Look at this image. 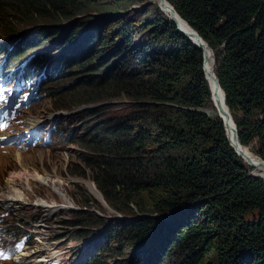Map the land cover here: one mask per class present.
<instances>
[{
  "label": "trees",
  "instance_id": "obj_1",
  "mask_svg": "<svg viewBox=\"0 0 264 264\" xmlns=\"http://www.w3.org/2000/svg\"><path fill=\"white\" fill-rule=\"evenodd\" d=\"M168 1L212 49L223 101L240 143L248 153L264 158V0ZM105 2L12 0L5 9L0 2V29L8 31V25L16 23L26 27L53 14L71 17L89 3L95 11L112 13L117 6ZM158 4L153 2L142 17H117L121 42L102 34L106 16L82 29H69L96 33L100 46L113 43L105 52L106 59L111 55L115 61L104 66L109 64L107 72L115 75L121 71L118 79L127 78L121 89L136 109L130 116L105 117L92 135L86 132L79 140L87 149L81 160L97 188L113 209L132 216L130 221L117 218L107 224V218L82 211L68 222L105 224L98 250L106 253L113 238L114 255L133 250L129 264H264V179L249 173L264 167L248 161L237 147L242 159L229 143L211 85L212 93L208 89L202 49L168 19L176 20L173 12L167 7V17ZM43 30L57 31L50 26ZM68 34L62 28L50 43L60 48V62L82 53H88L91 62L99 53L89 38L78 43ZM35 35L21 33L13 50H21L19 43H31ZM50 47L41 51L53 57ZM206 54L214 74L212 54L208 49ZM101 61L93 66H101ZM119 62L125 66L115 67ZM206 107L214 115L206 113ZM229 128L234 131L232 120ZM79 175L86 176V171ZM100 257L94 253L89 263L100 264Z\"/></svg>",
  "mask_w": 264,
  "mask_h": 264
},
{
  "label": "rangeland",
  "instance_id": "obj_2",
  "mask_svg": "<svg viewBox=\"0 0 264 264\" xmlns=\"http://www.w3.org/2000/svg\"><path fill=\"white\" fill-rule=\"evenodd\" d=\"M11 1L0 0L4 9ZM109 2L115 7L117 6L110 14L95 11L89 3L82 5V13H73L71 17L53 14L39 18L34 24L26 27L16 23L15 25H8V31L0 29V36L11 45L15 40L22 39L21 33L23 35V33L36 31L35 39L40 38L38 42H35L34 39L30 41L31 43H19L21 50L11 53L16 64L33 51L49 48L51 41L62 28H66L69 31L68 35L73 36V39H76L78 43L82 39L89 38L88 40L94 43L92 47L94 53L95 51L100 53L96 52L97 54L94 55L91 62L87 61V55L89 54L82 53L76 54L73 59L64 63L57 58L60 48L50 47L49 54L53 55L50 58L55 60L54 67L57 68L59 74L42 82L41 86L44 88L41 90L40 97L28 106H24L22 113L25 116L59 113L61 117L64 115L71 117L74 122L63 127L61 125L63 119L56 117L58 119V134L51 138L48 143L21 148L0 149V221H7L4 225L8 227V229L4 226L0 227V242L4 238L7 240L12 238L15 242V248H19L28 233L24 230V227H28L30 221L35 220L36 225L34 226L38 230L37 235L28 238V242L32 246L25 248L29 254L25 258H21L20 252H17V256L12 260H8L5 257V251H2L0 247V256L4 261L0 264H36L40 258L38 254L33 252L38 248L47 253L53 261L60 260L59 264H83V261H89L96 252L101 255L100 264H129L131 251L133 250H124L122 255H114L111 246L116 242L113 238L107 243L109 250L106 253L98 250L96 245L100 240H103L105 224H101L102 226H94L90 223L88 225H72L68 222L69 219L73 218L74 213L79 215L82 211L92 218L96 216H101L102 219L107 218L103 221L107 224L117 218L123 219L125 223L130 221V218H126L129 215L113 209L97 188L91 178L87 164L81 160V153L87 151V149L81 146L79 140L85 136L86 132L92 135L93 128L105 117L130 116L136 109L135 102L124 94L121 89L122 82L127 79L126 77L118 79L121 71L115 75L113 72H107L109 64L104 66V63L108 60H110L109 63L115 61V58H112L111 55L106 59L107 51L105 52L106 48L108 50L113 43L100 46L98 43L96 44L98 41L96 33H90L87 29L84 31L77 29L73 33V30L69 29L78 25L82 29V25L87 27L86 24L89 26L90 22L93 24L94 21L101 20L102 17L106 16L108 17L107 27L104 28L102 34L108 35L112 42L117 43L120 39H123L117 24V17L124 16L128 19L142 17L145 9L152 7L153 2H159L157 0H132L133 3H130L128 0H122L118 3L117 0H106L105 5ZM164 4L161 10L165 13L167 5ZM87 16H90L89 20L84 21ZM75 22L77 23L75 24ZM44 26H50L57 31L50 34L49 32L43 33ZM76 48L77 45L74 49ZM102 58L105 61H101L103 63L101 66H99V63L93 66V63L102 60ZM117 66L124 67L125 65L119 62L115 64V67ZM129 69V67L125 69V72ZM50 80L54 81L48 82ZM117 90L120 91L117 93ZM88 96L93 99H86ZM214 107L218 113L219 108ZM205 110L214 115L212 109L206 107ZM63 121L66 122V120ZM85 123H88L86 128ZM249 147L253 150L251 146ZM16 154L23 160L28 172L25 170L18 172L16 170L14 173L21 177L11 181L10 173L18 167L15 160ZM82 171H86V176L79 175ZM255 171L264 177L263 169ZM37 174L39 179L30 177V175L35 176ZM91 186L97 189L98 195L92 191ZM16 188L21 192L18 200L19 204L17 207H8L2 200L9 194V190ZM99 195L102 197L100 198ZM103 198L105 202L102 201ZM38 202L44 203L45 206L36 207ZM5 209L9 211V214ZM50 210H53V212L48 215ZM182 211L183 208L166 218ZM43 213L45 214L44 217ZM41 218H43V223L40 221ZM80 230H86V232L77 235ZM175 255H178V253H175ZM123 260H125V263ZM47 263L53 264L52 262ZM166 264L171 263L166 260Z\"/></svg>",
  "mask_w": 264,
  "mask_h": 264
},
{
  "label": "bare ground",
  "instance_id": "obj_3",
  "mask_svg": "<svg viewBox=\"0 0 264 264\" xmlns=\"http://www.w3.org/2000/svg\"><path fill=\"white\" fill-rule=\"evenodd\" d=\"M158 2L160 1V0H157ZM162 3V6H163V4L165 3L166 5H167V7L169 8V10H171L172 12H173V10H172V8H171V6L169 5V4H167V2H161ZM164 4V5H165ZM174 14V16H175V18H176V22H177V24H178V26L181 28V29H183L184 31H186L188 34H190V35H194L193 34V32H191V31H189L182 23H179V21L177 20V16H178V18L180 19V20H183L178 14H175V13H173ZM184 21V20H183ZM185 22V21H184ZM186 23V22H185ZM187 24V23H186ZM189 26V25H188ZM16 43H17V41H14V42H12V48L9 50V52L10 51H14L13 49L14 48H16ZM206 49H207V47H205V53H206ZM109 61V60H108ZM204 65H205V73H207L206 75H207V78H208V83H209V87H210V85H211V88H212V90H213V92H214V96H215V100H217V102H218V105H216L218 108H219V112H218V114L220 113V116L222 117V119H224V121H225V124H226V128H227V132H228V135L229 136H231L232 138H233V132H231V130H230V128H229V123H230V118H228V115H227V108L225 107V104H224V101H223V98H222V96H221V94L219 93V90H221L220 88H218V87H216V82H215V79H214V76H213V74H212V70H211V68L209 67V64H208V59H207V54H206V58H205V60H204ZM213 67H215V63H214V59H213ZM211 88H210V92H211ZM212 93V92H211ZM213 99V98H212ZM52 118H56V117H60V114L59 113H55L54 115H52L51 116ZM61 119H63V120H66V122L65 121H63L62 120V123H61V125L64 127L66 124H68V123H73L74 121H72V118L71 117H68L67 115H64L63 117H61ZM233 122V121H232ZM230 131V132H229ZM234 144H236L235 142H234ZM243 144H240V146H239V148H241L242 149V152H243V154H244V156L248 159V160H250V161H254L256 164H258L260 167H264V165H261V164H259L258 163V160H259V158L257 157V155L255 154V153H248L247 151H246V149L242 146ZM15 160L17 161V165H18V167L16 168V169H14L11 173H10V178H12L11 179V181H14L15 179H18V178H20L19 177V175H17L16 173H14L16 170H18V172H22L23 170H25L26 172H28V169L24 166V164H23V160H21V158L19 157V155L18 154H16V158H15ZM258 174H260L259 172H258ZM260 176L264 179V177H263V175L262 174H260ZM30 177L32 178V179H39V175L37 174V175H35V176H32V175H30ZM44 182V181H43ZM14 186V185H13ZM54 186V185H53ZM10 187V186H9ZM55 188V187H54ZM10 189V188H9ZM91 189H92V191L94 192V193H96V195H98L97 194V189L95 188V187H93V186H91ZM8 192V191H7ZM19 196H21V192H20V190H18V188H16V189H14V190H9V194L2 200L3 201V203L6 205V206H8V207H17L18 206V200H19ZM99 197L101 198L102 196H100L99 195ZM102 201L103 202H105V200H104V198L102 199ZM42 206H45V204L44 203H42V202H38V203H36V207H42ZM50 209H55V208H53V207H49ZM53 212V210H50V212L48 213V215L50 214V213H52ZM45 216V214L43 213V217ZM40 221H41V223H43V218H41L40 219ZM90 253V252H89ZM27 255H29L28 254V252H26V250L25 249H23L22 250V252H20V256H21V258H25ZM19 256V255H18ZM36 264H42V263H40V261L38 260L37 262H36Z\"/></svg>",
  "mask_w": 264,
  "mask_h": 264
},
{
  "label": "water",
  "instance_id": "obj_4",
  "mask_svg": "<svg viewBox=\"0 0 264 264\" xmlns=\"http://www.w3.org/2000/svg\"><path fill=\"white\" fill-rule=\"evenodd\" d=\"M161 2H167V4H169L170 6H171V8H172V10H173V13H175V14H178L177 13V11L175 10V8L173 7V5L168 1V0H160L159 1V7H160V9H162V3ZM179 15V14H178ZM180 16V15H179ZM181 17V16H180ZM171 21H173L174 23H175V25H176V28H177V30H179L184 36H186L195 46H197V47H200L201 49H202V51H203V71H204V75H205V78H206V80H207V84H208V89L210 90V87H209V83H208V78H207V75H206V73H205V65H204V60H205V58H206V53H205V47H207V49L209 50V53H211L212 54V58L214 59V56H213V52H212V49L208 46V44L204 41V39L197 33V31L195 30V29H193L189 24H188V22L186 21V20H184L182 17V19L189 25V27L191 28V31L193 32V36L192 35H190V34H188L186 31H184L183 29H181L179 26H178V24H177V22L173 19V18H170V17H168ZM213 76H214V78H215V82H216V87H218V88H220L221 89V91H222V96H223V99H224V101H225V94H224V90L222 89V87L220 86V84H219V81H218V78H217V75H216V67H215V69H214V74H213ZM211 93V92H210ZM225 107L227 108V115H228V118H230L232 121H233V124H234V131H233V138L232 137H230L229 135H228V132H227V128H226V124H225V121H224V119H222V117L220 116V113L218 114V116L220 117V119L222 120V122H223V124H224V128H225V131H226V136H227V138H228V141H229V143L232 145V147L234 148V150H235V152L239 155V156H241L240 155V153H239V151H238V148L237 147H239L240 146V141H239V139H238V133H237V127H236V124H235V122H234V120H233V118H232V115H231V113H230V110H229V108H228V106L225 104ZM206 113H208L206 110H204ZM209 114V113H208ZM234 142L236 143V144H234ZM257 157L259 158V160H258V163L259 164H261V165H264V158H262V157H260V156H258L257 155ZM241 158H242V156H241ZM243 159V158H242ZM249 165V164H248ZM249 173L251 174V175H253V176H256V177H261L260 176V174H258V172H256L255 170H253L252 168L250 169V171H249ZM262 178V177H261ZM126 218H130V216L129 217H127L126 216Z\"/></svg>",
  "mask_w": 264,
  "mask_h": 264
},
{
  "label": "clouds",
  "instance_id": "obj_5",
  "mask_svg": "<svg viewBox=\"0 0 264 264\" xmlns=\"http://www.w3.org/2000/svg\"><path fill=\"white\" fill-rule=\"evenodd\" d=\"M63 225V224H62ZM89 257V256H88ZM83 264H92V263H89V261H83Z\"/></svg>",
  "mask_w": 264,
  "mask_h": 264
}]
</instances>
